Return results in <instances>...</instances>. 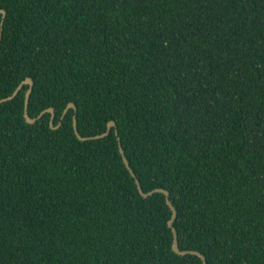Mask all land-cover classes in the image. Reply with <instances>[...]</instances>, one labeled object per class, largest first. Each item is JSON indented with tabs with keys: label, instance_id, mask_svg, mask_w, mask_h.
Masks as SVG:
<instances>
[{
	"label": "trees",
	"instance_id": "16d2710c",
	"mask_svg": "<svg viewBox=\"0 0 264 264\" xmlns=\"http://www.w3.org/2000/svg\"><path fill=\"white\" fill-rule=\"evenodd\" d=\"M0 8V99L30 77L28 115L53 107L60 122L26 121L28 85L0 101V264H202L171 249L164 193L135 178L169 192L180 250L264 264V0ZM73 115L81 136L108 120L117 135L79 139ZM86 194L116 212L101 226L113 243L85 227L65 244Z\"/></svg>",
	"mask_w": 264,
	"mask_h": 264
},
{
	"label": "rangeland",
	"instance_id": "374dc122",
	"mask_svg": "<svg viewBox=\"0 0 264 264\" xmlns=\"http://www.w3.org/2000/svg\"><path fill=\"white\" fill-rule=\"evenodd\" d=\"M22 80H20L16 87L14 88L17 89V87L20 85ZM23 87V85L18 89V91ZM13 90V91H14ZM12 91V92H13ZM11 92V93H12ZM68 104V103H67ZM67 104L65 105V107L63 108V110L66 108ZM74 104V103H73ZM75 105V104H74ZM53 109V107H51ZM69 109H73L72 107H69L64 113L63 115L69 110ZM62 110V112H63ZM76 110V106L75 109ZM54 111V109H53ZM62 112L60 114V117L62 115ZM49 113L51 115L50 112H46ZM44 113V114H46ZM43 114V115H44ZM31 119H35V117H30ZM54 118H55V111H54V117L52 120L53 126H56L55 128H52L50 126V118H49V127L52 129H57L60 125V122H57V124H54ZM73 118V116H72ZM38 119V118H37ZM36 119V120H37ZM35 120V121H36ZM34 122H29L30 124L35 123ZM109 121V120H108ZM58 175L62 176V172L59 171L57 173ZM136 182V181H135ZM140 185V183H139ZM137 186V184H136ZM138 188V187H137ZM141 188V186H140ZM142 190V188H141ZM39 192V191H38ZM140 192V191H139ZM142 192H144L142 190ZM151 192H153V189L148 191V192H144L146 195L151 194ZM142 194V193H141ZM145 196V195H144ZM30 197V196H29ZM28 197V198H29ZM80 215L81 218L79 221H69V222H64L67 226V230L64 231V241L65 244H68L71 242L72 238L76 235V233H78L80 231L81 228H85L86 227V235L92 239H100L101 242L103 243H107V242H111L113 243V239L110 235L113 233V230L111 231L110 228H106L109 230V232H105L104 229H102V225L106 224L109 222V219L111 218H117V214L116 212L113 213L112 209L110 207H108L105 203H102L96 199L90 198L88 197V195H83V199H82V208L80 209ZM176 216V215H175ZM171 217V215H170ZM169 217V218H170ZM169 218L167 219V221L169 220ZM175 218V217H174ZM105 219H107L105 221ZM174 220V219H173ZM173 222V221H172ZM3 228H0V231H2ZM127 252L129 254H131V251L129 249H127Z\"/></svg>",
	"mask_w": 264,
	"mask_h": 264
},
{
	"label": "water",
	"instance_id": "95a60500",
	"mask_svg": "<svg viewBox=\"0 0 264 264\" xmlns=\"http://www.w3.org/2000/svg\"><path fill=\"white\" fill-rule=\"evenodd\" d=\"M4 14H5V10L2 9V8H0V16H1V18H0V30H1V27H2ZM25 83L28 84V88H27V90H26V93H25V99H24V108H25V110H24V116H25L26 120H27L28 122H34L37 118L41 117L44 113H46V112H50V113H51V115H50V126H51L52 128H55L56 126H53V123H52V120H53V117H54V111H53V109H52L51 107L42 110V111L38 114V116H37L35 119H31V118H29V116L27 115L26 108H27V102H28L29 92H30L31 87H32V80H30V79H24V80H22L21 83H20V85L17 87V89H15V90L11 93V95H9L7 98H8V99L13 98V97L17 94L18 89H19L23 84H25ZM3 100H5V98L0 99V101H3ZM69 107H72L73 109H75V105L73 104V102H69V103L67 104L66 108H65V109L63 110V112H62L61 117H63V113H64ZM72 121H73V124H72V126H73V132L77 135V137H78L79 139H85V138H90V137H91V138L99 137V136H102V135L107 134L108 131H109V129H110L111 127H114V128H115V121H114V120H109V121H107V123H106V130H105L104 132L99 133V134H96V135H92V136H81V135H79V134L77 133V128H76V116H75V115H73ZM115 134L117 135V129H116V128H115ZM117 141H118V147H119V150H120L121 156H122V158H123V160H124V162H125V165H126V167L128 168V170H129V172L131 173V175H134V173H133L131 167L129 166V163H128L127 159L125 158V155H124L123 149L121 148V145H120V139H119L118 136H117ZM135 181H136V184H137V187H138L140 193H142V195H146L144 192H142V190H141V188H140V185H139V181H138L136 178H135ZM153 191H160V192L164 193V195H165V202H166V204L169 206V208H170V210H171V217H170L169 220L167 221V225H168V227L171 228L172 235H173L172 242H171V249H172L174 252L179 253V254H184V253H186V252L195 253V254H197V255L201 258V260H202V264H205V258H204V256H203V254H201L199 251H196V250H180V249L178 248V243H177V242H178V240H177V233H176V231H175V228L172 226V221H173V219H174V217H175V215H176V209L174 208V206L172 205V203L170 202V200H169V198H168V194H169V192H168L167 190H165V189H161V188H154Z\"/></svg>",
	"mask_w": 264,
	"mask_h": 264
},
{
	"label": "clouds",
	"instance_id": "9594fccd",
	"mask_svg": "<svg viewBox=\"0 0 264 264\" xmlns=\"http://www.w3.org/2000/svg\"><path fill=\"white\" fill-rule=\"evenodd\" d=\"M24 79H30V80H32L30 77H25ZM24 79H22V80H24ZM25 85H28V84H27V83L23 84V86H25ZM32 86H33V80H32ZM27 88H28V87H27ZM27 88H26V90H27ZM31 88H32V87H31ZM26 90H25V93H26ZM30 91H31V90H30ZM17 93H18V92H17ZM25 93H24V99H25ZM10 95H11V94H10ZM16 95H17V94H16ZM16 95H15V96H16ZM29 95H30V92H29ZM8 96H9V95H8ZM8 96L3 97V98H5V100H3V101L10 100V99L7 98ZM15 96H14V97H15ZM14 97H13V98H14ZM13 98H11V99H13ZM1 99H2V98H1ZM28 101H29V97H28ZM27 107H28V102H27ZM46 108H49V107H46ZM46 108H45V109H46ZM24 110H25V108L23 109V115H24ZM43 110H44V109H43ZM26 111H27V108H26ZM40 112H41V111H40ZM40 112H39V113H40ZM39 113H38V114H39ZM38 114L36 115V117L38 116ZM27 115H28V111H27ZM28 116H29V115H28ZM42 116H43V115H42ZM42 116H41V117H42ZM24 117H25V116H24ZM41 117H39L38 119H40ZM25 119H26V118H25ZM38 119H37V120H38ZM37 120H36V121H37ZM26 121H27V120H26ZM36 121H35V122H36ZM27 122H28V121H27ZM28 123H29V122H28ZM165 190H166V189H165ZM168 197H169V194H168ZM170 202H171V201H170Z\"/></svg>",
	"mask_w": 264,
	"mask_h": 264
}]
</instances>
